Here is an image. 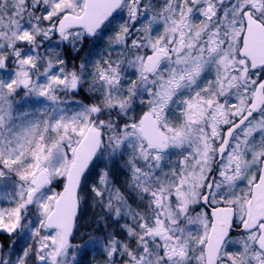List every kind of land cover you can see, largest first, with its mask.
Masks as SVG:
<instances>
[{
  "label": "snow or ice",
  "instance_id": "1",
  "mask_svg": "<svg viewBox=\"0 0 264 264\" xmlns=\"http://www.w3.org/2000/svg\"><path fill=\"white\" fill-rule=\"evenodd\" d=\"M0 264H264V0H0Z\"/></svg>",
  "mask_w": 264,
  "mask_h": 264
}]
</instances>
